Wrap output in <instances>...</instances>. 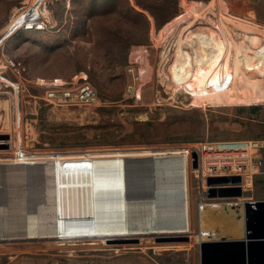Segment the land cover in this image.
Listing matches in <instances>:
<instances>
[{
	"label": "rangeland",
	"instance_id": "374dc122",
	"mask_svg": "<svg viewBox=\"0 0 264 264\" xmlns=\"http://www.w3.org/2000/svg\"><path fill=\"white\" fill-rule=\"evenodd\" d=\"M26 1L0 0V135L9 136L0 138V147L8 145L0 149V159H15L17 149L27 156L65 157L84 156L85 151L187 148L189 230L182 234L188 240L178 242H157L149 234L121 238L138 241L125 244L103 239L7 241L0 243V264H199V203L264 200V61L256 62L251 80L172 95L170 82L158 78L159 53L179 24L212 0H45L41 29H21L6 37L4 29ZM248 1L216 4L264 25L258 13L254 20L253 14L236 12L257 2ZM198 3L203 5L186 9ZM170 24L171 31L160 38ZM84 82L95 89L97 103L45 102L46 93L58 85ZM11 103L21 116L17 131L3 126ZM251 107L261 109L251 112ZM229 144L251 146V165L245 169L251 187H244L240 199L209 200L205 155L207 163H237L243 169L248 164L218 148ZM191 147L199 154L201 169L191 168ZM40 219L45 227L46 217H37L34 225Z\"/></svg>",
	"mask_w": 264,
	"mask_h": 264
},
{
	"label": "bare ground",
	"instance_id": "6f19581e",
	"mask_svg": "<svg viewBox=\"0 0 264 264\" xmlns=\"http://www.w3.org/2000/svg\"><path fill=\"white\" fill-rule=\"evenodd\" d=\"M44 1L27 0L24 3L26 6L22 10L16 11L11 18L3 34L10 37L20 29L34 27L41 29L42 22L40 21L41 17H44ZM257 61H264V25L222 10L217 6L216 0H212L182 21L173 34L168 37L159 53L157 74L161 82L162 80L170 82L171 86L169 84L168 89L171 90L170 94L174 95L187 90L197 92L204 87L251 80ZM2 81L10 83L7 80L2 79ZM10 105L5 109L6 116L3 126L16 130L20 126L21 116L16 104L13 103L12 106L11 103ZM0 108L2 109L1 102ZM239 149L249 150V146H241ZM178 150L159 151V154L176 151V160H179L181 152H177ZM187 153L184 152V154ZM74 155L65 157L61 155L27 156L21 149H17L15 159H0V163H45L54 178L50 185L44 188L45 203L40 207V212L37 215V217H46L47 225L41 226V219L40 223L34 225V220L37 217L27 218V224L31 226L26 228V239L74 241L125 238L150 230L152 222L159 224L158 217H143L139 206H136L131 214L128 212L108 217L91 211L95 193L92 171L99 167L102 164L101 159L108 157L109 154ZM235 158L248 160L249 155L247 152L240 153ZM225 159H230V157ZM187 160L186 157V164ZM206 165L210 166L212 163ZM232 165L241 175L243 172L246 180L245 186L243 182V187L249 189L251 187L250 173L245 172L249 165L246 164L244 169L237 163ZM220 166H225V164L220 163ZM50 169H55V172ZM51 171L53 172L51 173ZM185 196V231H188L186 183ZM202 203L205 205H200ZM217 203L213 201L201 202L197 208V233H201L202 238L232 236L239 229V223L232 221V217H238L237 212H229L228 208H220ZM235 209L238 211V208ZM221 217L230 218L223 219ZM251 232L255 236H260V233L255 229H252Z\"/></svg>",
	"mask_w": 264,
	"mask_h": 264
},
{
	"label": "water",
	"instance_id": "95a60500",
	"mask_svg": "<svg viewBox=\"0 0 264 264\" xmlns=\"http://www.w3.org/2000/svg\"><path fill=\"white\" fill-rule=\"evenodd\" d=\"M1 137L9 138L8 135ZM0 149H8V145ZM175 152L159 154V151L145 148L97 152L109 155L102 158V164L92 171L95 193L90 210L108 217L131 214L139 206L143 217H158L160 220L159 224L152 222L151 229L141 234L154 235L157 242L187 241V235H182L187 233V156L184 154L187 148H179V160H176ZM189 157L191 168L200 169L199 154L195 148H190ZM47 167L42 162L0 163V243L29 240L26 239L27 218L37 217L45 203L44 188L54 180ZM50 170L55 172V169ZM205 183V195L209 200L242 198L244 189L240 174L208 176ZM217 205L228 208L229 212H237L238 217H232V221L239 223V229L236 234L226 237L202 238V234L197 233L199 264H264V200L223 201ZM252 229L260 236H255ZM104 241L106 244L138 242L137 239L121 238H106Z\"/></svg>",
	"mask_w": 264,
	"mask_h": 264
},
{
	"label": "built area",
	"instance_id": "2783aa9c",
	"mask_svg": "<svg viewBox=\"0 0 264 264\" xmlns=\"http://www.w3.org/2000/svg\"><path fill=\"white\" fill-rule=\"evenodd\" d=\"M26 29V28H24ZM21 30V29H20ZM45 102L52 106H71L74 104H95L98 102V95L95 89L87 82L81 83L75 87H68L65 84L58 85L56 89H52L46 93ZM247 146V144H229V145H220L218 148L222 151H227L229 154H234L236 156L240 153H245L248 150H241L239 147ZM249 150H250V145ZM206 158V155H205ZM205 158H203V168L205 167L206 173L205 178L208 176H224V175H237L240 174L239 171L236 170L234 165L220 166V161L213 162V165L205 162ZM207 159V158H206ZM209 160V159H207ZM246 160V159H245ZM246 162V161H245ZM248 165H251V158L247 160ZM200 169L202 167L201 160L199 157ZM228 163V162H227ZM246 167L247 165L244 164ZM251 175V174H250ZM242 176V175H241ZM245 190V188L243 187Z\"/></svg>",
	"mask_w": 264,
	"mask_h": 264
},
{
	"label": "crops",
	"instance_id": "0c3cea01",
	"mask_svg": "<svg viewBox=\"0 0 264 264\" xmlns=\"http://www.w3.org/2000/svg\"><path fill=\"white\" fill-rule=\"evenodd\" d=\"M256 1H257L256 4L253 5L254 7L248 6L249 8L245 9V10L241 9V8H238L236 10V12L239 13V14H250V15L253 14V18L252 17L251 18L254 19V20H256L255 17H256V15L258 13V15L261 16V19H262V21L264 23V0H256ZM247 2L249 4L248 0H247Z\"/></svg>",
	"mask_w": 264,
	"mask_h": 264
},
{
	"label": "trees",
	"instance_id": "16d2710c",
	"mask_svg": "<svg viewBox=\"0 0 264 264\" xmlns=\"http://www.w3.org/2000/svg\"><path fill=\"white\" fill-rule=\"evenodd\" d=\"M202 5L203 4H199V3L198 4H188V5H186V9H193V8L201 7ZM171 24L164 27V29L161 31V34H160L161 37L160 38L165 37V35H167L171 31V29H170ZM259 109H261V108H259V107L249 108V110L251 112H256ZM262 170L264 171V166L262 167Z\"/></svg>",
	"mask_w": 264,
	"mask_h": 264
}]
</instances>
